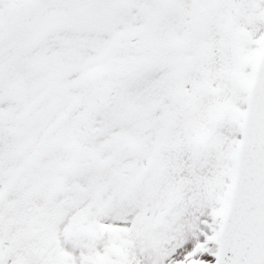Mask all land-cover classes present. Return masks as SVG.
<instances>
[{
  "label": "snow or ice",
  "instance_id": "1",
  "mask_svg": "<svg viewBox=\"0 0 264 264\" xmlns=\"http://www.w3.org/2000/svg\"><path fill=\"white\" fill-rule=\"evenodd\" d=\"M0 264H264V0H0Z\"/></svg>",
  "mask_w": 264,
  "mask_h": 264
}]
</instances>
